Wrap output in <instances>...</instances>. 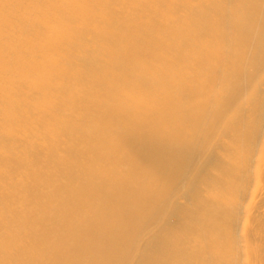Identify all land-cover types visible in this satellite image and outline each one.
I'll return each instance as SVG.
<instances>
[{"label":"bare ground","instance_id":"bare-ground-1","mask_svg":"<svg viewBox=\"0 0 264 264\" xmlns=\"http://www.w3.org/2000/svg\"><path fill=\"white\" fill-rule=\"evenodd\" d=\"M0 264H264V0H0Z\"/></svg>","mask_w":264,"mask_h":264}]
</instances>
